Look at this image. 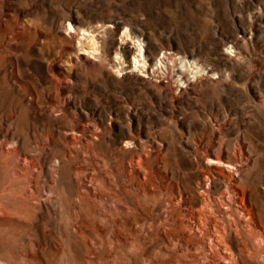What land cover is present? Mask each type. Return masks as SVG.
Returning a JSON list of instances; mask_svg holds the SVG:
<instances>
[{
    "label": "rangeland",
    "instance_id": "1",
    "mask_svg": "<svg viewBox=\"0 0 264 264\" xmlns=\"http://www.w3.org/2000/svg\"><path fill=\"white\" fill-rule=\"evenodd\" d=\"M127 36L142 41L148 71L164 53L176 58L149 79L132 69ZM92 42L100 54L80 52ZM132 155L165 194L176 185L199 208L202 186L219 196L228 177L206 156L231 161L262 229L264 0H0V264H82L90 243L79 232L96 226L78 229L77 215H116L78 192L134 195L119 168ZM154 217L147 226L161 207Z\"/></svg>",
    "mask_w": 264,
    "mask_h": 264
},
{
    "label": "bare ground",
    "instance_id": "2",
    "mask_svg": "<svg viewBox=\"0 0 264 264\" xmlns=\"http://www.w3.org/2000/svg\"><path fill=\"white\" fill-rule=\"evenodd\" d=\"M69 25L70 30L76 31L71 23ZM89 34V30H83L80 37L84 38ZM127 38L132 40V47L136 46L138 49L132 57V69L139 68L142 70L140 74L149 79L159 76V71L165 70L167 60L176 58L174 52L169 51L170 55L164 53L148 71L145 68L147 61L142 41L132 36ZM92 43V50H88L87 44H82L80 52L88 57L90 53L100 54L99 45ZM208 157L210 162L224 164L228 177L225 179L226 188L219 196L213 195L212 198L205 185L202 186L201 196L205 202L202 208L194 206L193 197L182 190L178 191L176 185L172 186V192L165 194V182L158 180L161 176L155 173L143 156L132 155L128 160L124 159L119 167L123 172V182L135 192L131 197L126 198L120 193H105L91 186L86 190L81 188L78 192L79 199L87 197L90 204L106 206L109 208L108 212L116 215L114 219H108L105 213H96L100 211L97 207L94 208L95 217L90 220L77 215L73 223L78 229L86 223L96 226L92 229L85 227L79 232V236L86 237L90 243L80 254L81 259H84L82 264H133L136 254L140 256L142 264H152L154 261H158V264H184L182 251L194 264H247V260L264 264V225L262 229L261 224L257 225L254 208L250 206L246 193L238 187L241 170L238 165L224 161L221 156H206L207 159ZM113 173L111 171L110 175ZM32 196L29 194L24 198L29 200ZM158 207L162 208L163 217H159L156 227L153 223L147 226V217L155 220V208ZM223 215L229 219H223ZM100 219L103 224L99 223ZM107 224H111L107 229L100 227ZM235 237L241 244L239 247L233 245ZM191 238L197 242L191 244ZM103 240L108 244L105 253H101L96 246L97 241ZM146 246H154L155 250L148 252ZM120 249H125L124 254L119 253ZM62 251L64 245L58 240L55 252ZM27 255L38 260L32 251H28ZM170 258L174 259L172 263L169 262ZM190 259L187 260L188 264H193Z\"/></svg>",
    "mask_w": 264,
    "mask_h": 264
}]
</instances>
